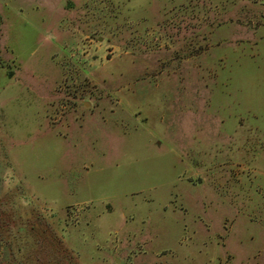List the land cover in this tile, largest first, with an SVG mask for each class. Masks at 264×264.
<instances>
[{"label":"rangeland","instance_id":"1","mask_svg":"<svg viewBox=\"0 0 264 264\" xmlns=\"http://www.w3.org/2000/svg\"><path fill=\"white\" fill-rule=\"evenodd\" d=\"M0 264H264V0H0Z\"/></svg>","mask_w":264,"mask_h":264}]
</instances>
